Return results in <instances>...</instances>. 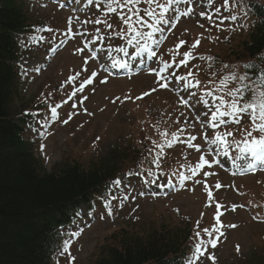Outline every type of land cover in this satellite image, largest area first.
Wrapping results in <instances>:
<instances>
[{
  "label": "rangeland",
  "instance_id": "obj_1",
  "mask_svg": "<svg viewBox=\"0 0 264 264\" xmlns=\"http://www.w3.org/2000/svg\"><path fill=\"white\" fill-rule=\"evenodd\" d=\"M260 1L264 3V0ZM219 2L220 0H217V4ZM62 3H65V0H30L29 10L33 21L42 20L43 23H40L41 26L37 28V34L40 35L30 38L25 47L26 55L20 61V65L26 73V78L22 82L19 95L11 103L10 110L15 113L26 107L30 113L36 115L37 119L33 125L26 126V133L34 140L36 139L35 153L46 170L52 169L63 161H76L86 167L92 160L102 157L116 145L123 143L132 145L138 152L136 159L133 161L132 156L128 157L123 167L134 168V171H143L149 167L155 169V166L150 163L152 157L147 156L146 153V148L151 145V141L145 140V136H153L159 142V136L154 134L152 125L158 124L162 130L176 131L179 125L173 123L174 119L181 111H186L190 116L191 110L179 107L176 103V95L167 90H159L141 100L134 99L156 86L155 76L149 75L146 71L152 61L144 63L145 56L137 58L140 63L130 60V67L127 70L111 68V61L107 55L109 51L114 58L128 60L123 53L114 50L124 44L119 37L113 36L110 40L96 42L97 58L89 61L88 72L83 76L86 77L92 71H98L99 76L93 85L85 89L84 93L78 94L88 96L87 101L77 109H72L71 104L76 100L73 98V101H69L57 110L59 120L50 119L49 104L55 106L67 99L72 85L64 84V81L74 72L81 70L83 57L89 55V50L83 54H73L74 50L83 47L85 42H89V37L95 41L96 36L103 34V31H89L86 37L77 35L75 39L68 40L66 29L69 17L78 16L80 21H84L88 17L95 18L103 14L94 5H89L87 0H75V3L73 0H67L65 6L61 8ZM244 4L245 0H242L239 10L235 13L240 16L237 25H234L235 31L217 33L213 29L211 33H205V36L219 35L220 39L210 43L207 38H204L201 46L196 50V54L217 58L212 70L221 69L224 63H229L236 66L234 71L243 73L242 65L237 58L243 55L240 43L250 28L249 17L242 15ZM202 10L203 8L196 9L197 12ZM110 15L111 22L118 25V17L115 14ZM45 17L47 21L49 19L50 24L45 22ZM198 19H200L198 16L182 18L173 33L168 34L166 42L156 49L158 55L163 53L164 59H169L167 49L178 42L177 38L191 44L200 33L204 32V29L197 25ZM227 24L226 21L225 25ZM49 28L52 31L45 30ZM87 28L91 29L92 26L87 25ZM76 29L84 31L81 24L74 21L73 30ZM53 48L57 51L53 52ZM89 49H91V43H89ZM128 50L130 55L134 51L131 47ZM101 51L104 53L103 59L109 60L107 71L100 67L103 63L100 57ZM193 63L204 66V62L194 61ZM37 68L39 71H36ZM185 71L186 69H181L182 73ZM209 71L211 70L205 68L198 78L202 82H207L210 78ZM105 78L108 79V83H100ZM49 93L52 95L49 96ZM129 94L133 97L132 100L112 102L116 97L123 100ZM83 108H87L88 114L84 113ZM69 112L77 114L73 115L67 124L62 123V120L67 119ZM180 119L183 121L184 118ZM248 123L245 117L242 124ZM189 131L196 135L203 129L197 124L195 130L189 129ZM214 131L216 130H209V134ZM236 138H240L239 134ZM196 142L203 145L202 139ZM41 145L44 146L43 151ZM165 153L161 167L167 175L159 179L158 183L161 185L159 188L156 184H145L147 177L143 175L122 177L119 185H115L114 181L110 183L113 186L110 188L113 194L110 198L113 207L112 216L106 213L103 206L104 199L95 201L97 208L84 213V217L78 221V226L74 227L72 232L79 233L78 236L71 237L70 252L75 257L73 264H90L97 248L111 242L110 236L121 229L140 234L149 226L158 227L162 224L169 226L190 224V249L187 250L186 255L187 257L191 255L196 221L201 219L203 213L201 227L211 226L214 223L216 208L214 204L211 207H205L207 194L202 186L194 185L193 181H187V186L182 189L179 187L177 178L171 176L173 171L179 169L180 163H187L184 156H187L189 161L195 162L198 160L199 153L187 149L186 145L182 144H177L172 149L166 148ZM234 155L235 153H232L228 158H218L222 160L221 166L212 169L218 175L209 177L208 182L214 185L219 180L225 186L220 190H214L215 201L229 209L232 205H243V207H238L236 211L229 210L221 217L225 225L223 229L225 234L218 246L210 251L216 256V264H254L258 262V259L264 258V170L233 175L237 171L231 163V156ZM168 178L172 179L175 187L163 186L165 179ZM126 179L128 181H125ZM193 187L195 190H190ZM124 196H128L129 199L124 203V207L120 208L117 205ZM230 224H235L236 227H227ZM237 245L239 252L236 250ZM59 251L53 255L51 264H69L67 255L61 256ZM202 264H210V262L204 260Z\"/></svg>",
  "mask_w": 264,
  "mask_h": 264
},
{
  "label": "snow or ice",
  "instance_id": "obj_2",
  "mask_svg": "<svg viewBox=\"0 0 264 264\" xmlns=\"http://www.w3.org/2000/svg\"><path fill=\"white\" fill-rule=\"evenodd\" d=\"M241 2L242 0H220L217 4V0H163V2L161 0H87L89 5L100 9L103 15H97L95 18L88 17L84 21H80L78 16L69 17L66 29L67 39L73 40L77 35L86 37L89 31H103V34L96 36L95 41L89 37V42H85L83 47L74 50L73 54H83L89 50V55L83 57L81 70L74 72L64 81V84L72 85L67 99L55 106L49 104L50 119L55 121L59 120L57 110L68 104L69 101H73V98L76 100L71 104L72 109H77L87 101L88 96L78 94L84 93L85 89L93 85L99 76L98 71H92L86 77L83 76L88 72L89 61H94L97 58L96 42L110 40L113 36L124 41L122 46L114 50L123 53V56L128 57V60L114 58L109 51L107 55L111 61V68L127 70L130 67V60L140 63L137 58L145 56L144 63L152 61L146 71L149 75L155 76L154 84L156 86L134 99L141 100L159 90L171 91L177 97V105L185 110L190 109L191 115L189 116L186 111L179 112L173 121L174 124L179 125L176 131L162 130L158 124L152 125L154 134L159 136V142L153 136H145V140L151 141V145L146 148V153L147 156L152 157L150 163L155 166V169L149 167L143 169L142 172L129 171L127 175L129 177L143 175L147 177L144 181L145 184H156L159 188L161 186L158 183L159 179L167 175L161 167L162 161L165 159L166 148L172 149L175 145L182 144L186 145L187 149L199 153L198 160L195 162L189 161L188 157L184 156L187 163H180L179 169L171 173L172 177L177 178L179 187L182 189L187 186V181H193L194 185L202 186L207 194L205 207H211L214 204L216 208L214 223L211 226L201 227L203 213L201 219L196 221L192 253L185 258V264H202L204 260L210 264H216V256L210 249H215L225 234L223 231L225 225L221 217L229 210L236 211L238 207H243V205H232L229 209L214 200V190L225 187L219 180L214 185H210L208 182L209 177L218 175L212 171L214 167H219L222 164V160L218 158H228L230 154L235 153L234 156H231V163L237 169L233 175H244L264 170V68H260L256 64L245 63L243 65L245 71L240 73L233 70L236 68L235 65L224 63L221 69L212 70L217 58L211 55L196 54L202 39L207 38L210 43L220 39L219 35L206 37L205 33H211L213 29L217 33L236 30L234 25H237L240 16L235 13L239 10ZM66 3L67 0L60 4V7L63 8ZM198 8H203V10L197 12ZM110 14H115L118 17V25L111 22ZM242 15L246 17L247 13L243 12ZM195 16L200 18L197 20V25L204 29V32L200 33L191 44L177 38L178 42L167 49L169 59H164L163 53L158 55L156 49L166 42L168 34L173 33L181 19ZM74 21L79 22L84 31H80V29L74 31ZM226 21L228 22L227 26L225 25ZM87 25H91L92 28L88 29ZM240 26L242 27V25ZM45 30L52 31L50 28ZM89 43H91V49H89ZM129 47L134 49L131 55ZM52 51L56 52L57 49L53 48ZM100 57L103 60L100 67L107 71L109 60L103 59L102 51ZM260 60L264 63V56H261ZM194 61L204 62V66L202 67L200 63H193ZM205 68L211 70L209 71L210 78L207 82H202L198 76ZM181 69H186V71L182 73ZM36 71H39V68ZM77 81L79 82L76 83ZM100 83L106 84L108 79H102ZM132 99L133 97L129 94L123 100L116 97L112 102H124ZM83 111L88 114L87 108H83ZM76 114V112H69L67 119L61 122L67 124ZM181 117L184 118L183 121H181ZM245 117L249 122L247 125L242 124ZM197 124L203 131L194 135L189 129L195 130ZM209 130L216 131L209 134ZM40 134L43 135V133ZM237 134H239V139L236 138ZM198 139L203 140V145L196 142ZM43 147L41 145L42 151ZM113 183L119 185L121 181L115 180ZM163 186L175 187L176 185L171 178H168L165 179ZM190 190L194 191L195 188ZM128 199V196H124L117 206L123 208ZM103 206L107 215L112 216V201L105 198ZM222 208L223 211H221ZM177 211L179 210L177 209ZM227 227L235 228L236 225L230 224ZM78 235L77 232L71 233L69 239L63 241L59 251L61 256L67 255L69 264H73L75 261V257L70 252L71 237ZM236 250L237 252L240 250L238 245Z\"/></svg>",
  "mask_w": 264,
  "mask_h": 264
},
{
  "label": "trees",
  "instance_id": "obj_3",
  "mask_svg": "<svg viewBox=\"0 0 264 264\" xmlns=\"http://www.w3.org/2000/svg\"><path fill=\"white\" fill-rule=\"evenodd\" d=\"M29 4L0 0V264H51L70 234L77 207L92 209L94 198L107 191L105 183L128 171L123 163L138 155L135 147L123 143L86 167L76 161L50 170L43 166L35 153L37 142L25 131L35 114L26 107L10 110L25 78L17 63L43 23L33 21ZM245 11L252 19L240 43L243 55L237 58L243 72L245 63L264 68V3L245 0ZM190 236L188 223L149 226L140 234L121 229L97 248L90 264H183ZM254 264H264V258Z\"/></svg>",
  "mask_w": 264,
  "mask_h": 264
}]
</instances>
